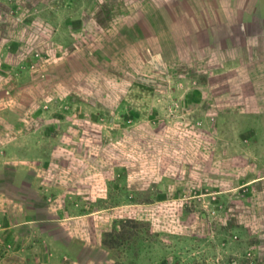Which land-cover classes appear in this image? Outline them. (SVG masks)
Returning a JSON list of instances; mask_svg holds the SVG:
<instances>
[{"label": "rangeland", "instance_id": "1", "mask_svg": "<svg viewBox=\"0 0 264 264\" xmlns=\"http://www.w3.org/2000/svg\"><path fill=\"white\" fill-rule=\"evenodd\" d=\"M259 8L0 0V264H264Z\"/></svg>", "mask_w": 264, "mask_h": 264}, {"label": "crops", "instance_id": "2", "mask_svg": "<svg viewBox=\"0 0 264 264\" xmlns=\"http://www.w3.org/2000/svg\"><path fill=\"white\" fill-rule=\"evenodd\" d=\"M258 15L264 17V0H260V8L258 10Z\"/></svg>", "mask_w": 264, "mask_h": 264}, {"label": "water", "instance_id": "3", "mask_svg": "<svg viewBox=\"0 0 264 264\" xmlns=\"http://www.w3.org/2000/svg\"><path fill=\"white\" fill-rule=\"evenodd\" d=\"M205 215V214H204Z\"/></svg>", "mask_w": 264, "mask_h": 264}]
</instances>
